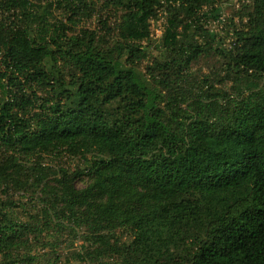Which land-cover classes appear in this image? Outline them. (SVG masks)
Listing matches in <instances>:
<instances>
[{"label":"trees","instance_id":"16d2710c","mask_svg":"<svg viewBox=\"0 0 264 264\" xmlns=\"http://www.w3.org/2000/svg\"><path fill=\"white\" fill-rule=\"evenodd\" d=\"M74 1L78 15L85 0ZM210 1L113 0L124 10L120 32L128 43L106 51L94 35L60 28L42 38L33 23L47 6L41 12L32 0H0L7 14L0 20V178L12 180L6 166L16 167L15 154L80 157L91 182L78 189L63 172L56 197L96 210L95 223L132 229L148 263L264 264V98L242 100L227 115L218 109L216 120L183 108L170 116L162 92L135 66L161 12L162 48L187 63L207 53L219 37L202 25ZM235 15L244 26L220 53L231 72L264 78V0H246ZM59 60L75 70L70 82ZM42 89L50 98L40 100ZM185 115L190 122L177 124ZM92 221L82 222L104 241L105 227ZM29 231L32 225L0 217V253L10 258Z\"/></svg>","mask_w":264,"mask_h":264},{"label":"rangeland","instance_id":"374dc122","mask_svg":"<svg viewBox=\"0 0 264 264\" xmlns=\"http://www.w3.org/2000/svg\"><path fill=\"white\" fill-rule=\"evenodd\" d=\"M39 4L38 9L47 6L49 13L40 22L33 23V29L47 40L57 28L72 36L94 35L101 50L111 51L128 43L122 38L120 25L124 10L113 4V0H85L80 8L72 9L79 1L72 0H32ZM215 1L214 3H212ZM204 9L202 25L218 34V39L207 53L187 63L186 57H179L161 47V39L155 36L156 30L164 27L165 18L159 17L151 22L153 37L143 43L145 57L135 66L147 76L151 86L162 92L161 106L171 116L174 108L187 109L189 114L209 115L220 109L222 114L232 113L242 100L264 98V78H245L228 70L227 62L220 53L230 49L236 40L235 30L243 28L245 21L235 15L246 0H213ZM83 5L88 9L83 10ZM219 7V8H218ZM214 8V10H213ZM218 8V9H216ZM80 10V12H79ZM90 13V14H89ZM208 15V16H207ZM207 16V18H206ZM7 14L0 11V20ZM171 63V69L163 67ZM157 62L161 64H156ZM58 68L66 81L72 80L75 70L71 65L59 60ZM0 67L2 57H0ZM151 69L153 70L152 72ZM152 73V74H151ZM160 81H167L165 83ZM50 91H39L40 100L50 98ZM214 100H219L213 108ZM222 106V109L220 108ZM188 114V115H189ZM185 115L176 118V123H189ZM175 118V117H173ZM216 120V119H214ZM16 167L7 164L12 180L0 178V217L8 216L17 224L32 225L29 231L12 251L10 258L0 253V262L9 264H185L183 260L163 258L148 263L145 254L135 243L132 229L112 226V221L95 223L96 210L90 211L80 205L67 206L63 199L56 197L63 172L72 176L73 186L85 188L91 176L84 174L89 164L83 158L58 155H14ZM6 157L0 155V164ZM10 166H13L10 167ZM19 167V168H18ZM18 168V169H16ZM16 169V170H15ZM80 173V174H79ZM15 180V181H13ZM6 218V217H4ZM101 218V217H100ZM105 227L102 230L104 241H95L91 223Z\"/></svg>","mask_w":264,"mask_h":264},{"label":"built area","instance_id":"2783aa9c","mask_svg":"<svg viewBox=\"0 0 264 264\" xmlns=\"http://www.w3.org/2000/svg\"><path fill=\"white\" fill-rule=\"evenodd\" d=\"M165 12H161L160 13V17H162L163 19L165 18L164 16H165ZM165 26H166V19H165V25H164V27H160L158 30H156V34H155V36L157 37V38H161L162 36H163V34H164V30H165ZM152 37H153V34H152Z\"/></svg>","mask_w":264,"mask_h":264}]
</instances>
